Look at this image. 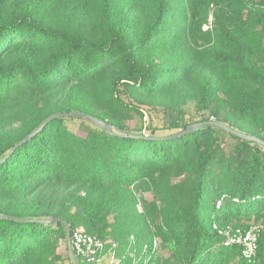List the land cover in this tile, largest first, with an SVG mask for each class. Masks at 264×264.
<instances>
[{
    "label": "trees",
    "instance_id": "trees-1",
    "mask_svg": "<svg viewBox=\"0 0 264 264\" xmlns=\"http://www.w3.org/2000/svg\"><path fill=\"white\" fill-rule=\"evenodd\" d=\"M73 110L112 131L60 117L7 156ZM207 120L264 140V0H0V212L31 219L0 216V264H73L51 217L104 242L78 264H264V145L154 138ZM253 224L251 260L221 231Z\"/></svg>",
    "mask_w": 264,
    "mask_h": 264
},
{
    "label": "water",
    "instance_id": "water-1",
    "mask_svg": "<svg viewBox=\"0 0 264 264\" xmlns=\"http://www.w3.org/2000/svg\"><path fill=\"white\" fill-rule=\"evenodd\" d=\"M60 117L79 118V119L85 120V121H87L93 125L101 127L103 129H105L107 132L112 131V125L110 123H108L107 121H104L101 118L95 117L89 113H86L83 111H75V110L58 112V113H55V114L47 117L46 119H44L42 121V123L32 133L27 135L24 139H22L19 143H17L14 147H12L7 156L11 155L20 145H22L23 143L30 140V138L33 135H35L37 132L42 130L49 122H51L52 120H54L56 118H60ZM206 125L218 127L220 129H223L224 131H227V132H229V133H231L237 137H240L244 140L254 141L256 143L264 145L263 139H261L257 136L245 133V132L240 131L238 129H235V128H233V127H231V126H229L223 122L217 121V120H207V121L197 122V123L189 125L188 127L184 128L182 130H179L175 133H172V134H169V135H166L163 137H154V138H159V139L176 138V137H180V136L185 135V134L192 133V132H194V131H196V130H198L201 127L206 126ZM135 136H137V135H135ZM0 216L6 217L9 219L21 220V221H31V219L18 218V217L7 215V214L1 213V212H0ZM35 220L40 221V222H44V223L60 222V223L64 224L65 229H66L67 247H68L70 256L72 258V262H73V264H78L76 254H75L73 247H72V239H71L72 227L69 224V222H67L65 219L60 218V217H51L49 219H35Z\"/></svg>",
    "mask_w": 264,
    "mask_h": 264
},
{
    "label": "built area",
    "instance_id": "built-area-1",
    "mask_svg": "<svg viewBox=\"0 0 264 264\" xmlns=\"http://www.w3.org/2000/svg\"><path fill=\"white\" fill-rule=\"evenodd\" d=\"M262 228V224H253L246 229H229L221 233L226 236V244L240 245L242 256L252 260L257 256ZM71 239L75 254L87 257L89 261H93L104 247V242L90 234L84 226H77L72 230Z\"/></svg>",
    "mask_w": 264,
    "mask_h": 264
},
{
    "label": "rangeland",
    "instance_id": "rangeland-1",
    "mask_svg": "<svg viewBox=\"0 0 264 264\" xmlns=\"http://www.w3.org/2000/svg\"><path fill=\"white\" fill-rule=\"evenodd\" d=\"M244 13L246 14V11H245ZM212 25H213V17H212V15H211L210 18H209V22H208V24L205 25L204 28H211ZM193 107H194V104H193L192 102H190L189 104H187V105L185 106V108H186L188 111H190L191 113H194V111H193ZM157 120H159V118H157ZM145 121H146V123L148 122V116H147V115L145 116ZM223 136H225V134H223ZM225 139H226V136H225ZM146 195H148V194H146ZM61 251H62L63 253L65 252V247H64V245L61 247Z\"/></svg>",
    "mask_w": 264,
    "mask_h": 264
}]
</instances>
